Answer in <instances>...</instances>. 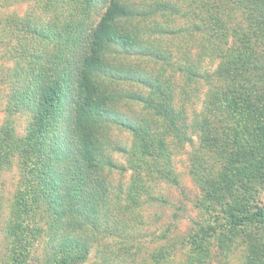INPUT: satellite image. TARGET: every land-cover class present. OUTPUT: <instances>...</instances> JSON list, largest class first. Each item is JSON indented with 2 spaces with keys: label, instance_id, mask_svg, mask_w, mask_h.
<instances>
[{
  "label": "trees",
  "instance_id": "16d2710c",
  "mask_svg": "<svg viewBox=\"0 0 264 264\" xmlns=\"http://www.w3.org/2000/svg\"><path fill=\"white\" fill-rule=\"evenodd\" d=\"M239 2L200 1L197 21L188 33L197 55L175 65L179 74L175 82L174 76L162 73L166 68L151 76L150 71L144 75L138 68L115 63L119 53L164 60L166 53L159 44H148L153 49L139 48V44L148 28L161 36L171 33L158 31L154 22L148 27L142 24L157 13L174 15L175 5L158 0H87L92 7L101 4L99 19L77 29L72 39L76 54L65 61L72 64L69 72L48 75L46 70L36 75L25 100L34 108L27 135L17 141L5 135L2 151L6 164L18 153L23 177L5 227L8 246L14 250L11 264H32L33 241L42 235L46 249L43 264H79L89 258L98 237L120 235L128 229L124 217L140 207L143 191L147 192L141 176L143 157L153 156L156 146L163 154L165 149L163 140L157 141L147 124L111 110L120 99L132 98L164 116L169 132L180 140L190 141L191 130L197 133L205 141L202 156L212 158L226 149L215 159L221 163L218 173L208 172L207 163L198 168L202 177L199 186L205 197L225 202L228 229L264 227V203L258 205L255 197L259 190L264 191V25L253 22L248 28L240 24L239 29L233 24L234 4ZM88 13L87 20L92 12ZM228 38L234 41L230 46ZM203 55L221 59L224 88L211 102L206 98L205 112L197 113L188 104L196 103L200 84L210 77ZM163 62L160 67L164 68ZM165 65L173 68V64ZM120 80L140 84L149 96L113 88ZM208 103L211 107L206 111ZM117 120L140 139L142 156L137 159L127 152L129 163H140L135 165L130 185L119 187L112 183L110 172L120 165L95 132L99 124ZM221 129L223 134L227 131L225 140L210 136ZM158 171L163 179L166 175ZM37 215L45 219V230L35 225Z\"/></svg>",
  "mask_w": 264,
  "mask_h": 264
},
{
  "label": "rangeland",
  "instance_id": "374dc122",
  "mask_svg": "<svg viewBox=\"0 0 264 264\" xmlns=\"http://www.w3.org/2000/svg\"><path fill=\"white\" fill-rule=\"evenodd\" d=\"M158 1L175 5L177 13H157L142 25L154 22L152 25L158 31L165 29L171 34L161 36L148 28L143 31L139 48L157 43L166 53L164 60L156 62L155 58L146 55L130 57L119 53L115 54V63L138 68L144 75L150 71L151 76H157L166 68L167 71L162 73L174 76L177 82L179 74L174 69L175 65L191 61L197 55L195 41L192 42L188 33L191 34V28L197 21L196 12L202 0ZM239 1L238 5L234 4L236 21L233 24L248 28L253 22L264 25V0ZM100 7L101 4L90 6L87 0H0V264L12 262L14 250L8 246L5 227L13 197L21 188L23 178L18 153L6 164L2 151L5 135L10 134L15 141L27 135L34 108L25 100L35 85V76L46 70H49L48 75L69 72L72 64L65 61L71 59L77 50L72 39L81 25L86 27L89 21L92 23L99 19ZM87 12L88 15L92 12L88 20L85 17ZM232 43V38H228V45ZM150 45L148 47L151 48ZM202 59L210 77H207L208 82L200 84L196 103L192 105L190 101L188 104L189 109H196L197 113L205 112L202 108L206 98L211 102L224 88L221 59L213 60L204 55ZM162 61L164 68L160 67ZM165 64H173V68ZM112 87L149 96L148 90L134 81L120 80ZM209 107L211 104L206 111ZM146 108V104L132 101V98L117 100L111 106V110L122 118L140 119L137 122L151 127L156 140H163L165 153L156 146L152 150L153 156L143 157L141 176L147 192L143 191L140 207L124 217L128 229L120 235L98 237L99 242L93 244L89 258L79 264H264V227L228 229L224 221L225 202L205 197L199 186L202 177L201 172H197L198 168L207 163L208 172L218 173L221 163L215 159L222 157L226 149L217 151L212 158L202 156L201 148L205 147V141L197 133L191 130L190 141L180 140L169 132L164 116ZM118 121H105L95 127L97 137L106 145L108 154L120 165L110 172L115 187L130 185L131 178L135 177V165L140 163H129L127 152H132L137 159L142 158L140 139ZM223 131L221 129L210 136L225 140L227 131L224 134ZM243 134L247 136V131ZM157 170L166 176L160 179ZM255 197L261 206L264 191L259 190ZM157 198L161 201L153 200ZM44 221L37 215L35 225L45 230ZM43 236L33 241L32 264H43L46 254Z\"/></svg>",
  "mask_w": 264,
  "mask_h": 264
}]
</instances>
